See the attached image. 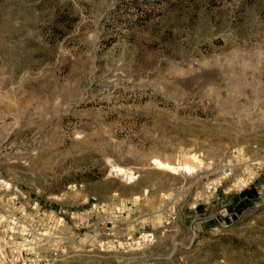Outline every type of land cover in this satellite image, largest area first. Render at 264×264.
Returning <instances> with one entry per match:
<instances>
[{
  "label": "rangeland",
  "instance_id": "374dc122",
  "mask_svg": "<svg viewBox=\"0 0 264 264\" xmlns=\"http://www.w3.org/2000/svg\"><path fill=\"white\" fill-rule=\"evenodd\" d=\"M0 246L264 264V0H0Z\"/></svg>",
  "mask_w": 264,
  "mask_h": 264
},
{
  "label": "bare ground",
  "instance_id": "6f19581e",
  "mask_svg": "<svg viewBox=\"0 0 264 264\" xmlns=\"http://www.w3.org/2000/svg\"><path fill=\"white\" fill-rule=\"evenodd\" d=\"M192 157V156H191ZM195 158H197V157H192V159H194V160H197V159H195ZM158 165H159V167L161 168V169H167V170H171V171H176L177 169H182L183 171H185V172H190V171H192L193 169H194V166L193 165H191V164H188V163H184V164H182V165H180V166H172V165H170V164H168V163H165V162H158ZM115 172H117V174L119 173V174H122V173H124V171L122 170V169H116L115 170Z\"/></svg>",
  "mask_w": 264,
  "mask_h": 264
},
{
  "label": "built area",
  "instance_id": "2783aa9c",
  "mask_svg": "<svg viewBox=\"0 0 264 264\" xmlns=\"http://www.w3.org/2000/svg\"><path fill=\"white\" fill-rule=\"evenodd\" d=\"M14 220H16L15 217H13L11 229L16 230V222ZM5 248H6L5 246H2V247L0 246V258H3V252L5 251ZM13 261L16 262V255L13 257Z\"/></svg>",
  "mask_w": 264,
  "mask_h": 264
}]
</instances>
